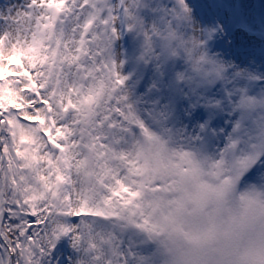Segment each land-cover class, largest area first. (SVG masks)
Listing matches in <instances>:
<instances>
[{"label":"snow or ice","instance_id":"1","mask_svg":"<svg viewBox=\"0 0 264 264\" xmlns=\"http://www.w3.org/2000/svg\"><path fill=\"white\" fill-rule=\"evenodd\" d=\"M235 181L264 207V13L0 2V264H196Z\"/></svg>","mask_w":264,"mask_h":264},{"label":"clouds","instance_id":"2","mask_svg":"<svg viewBox=\"0 0 264 264\" xmlns=\"http://www.w3.org/2000/svg\"><path fill=\"white\" fill-rule=\"evenodd\" d=\"M250 191L251 183L235 181L215 226L205 227L197 244L180 242L177 247L191 252L196 264H264V207L241 199Z\"/></svg>","mask_w":264,"mask_h":264},{"label":"bare ground","instance_id":"3","mask_svg":"<svg viewBox=\"0 0 264 264\" xmlns=\"http://www.w3.org/2000/svg\"><path fill=\"white\" fill-rule=\"evenodd\" d=\"M239 2L257 18L264 13V0H239Z\"/></svg>","mask_w":264,"mask_h":264},{"label":"rangeland","instance_id":"4","mask_svg":"<svg viewBox=\"0 0 264 264\" xmlns=\"http://www.w3.org/2000/svg\"><path fill=\"white\" fill-rule=\"evenodd\" d=\"M0 2H3V0H0ZM13 3H18L20 2V0H12ZM260 60V56H259V52L257 51V61L259 62Z\"/></svg>","mask_w":264,"mask_h":264}]
</instances>
